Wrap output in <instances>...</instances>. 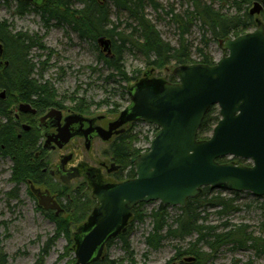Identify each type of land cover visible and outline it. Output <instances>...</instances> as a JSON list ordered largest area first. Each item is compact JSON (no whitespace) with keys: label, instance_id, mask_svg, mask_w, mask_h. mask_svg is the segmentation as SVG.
Returning a JSON list of instances; mask_svg holds the SVG:
<instances>
[{"label":"water","instance_id":"obj_1","mask_svg":"<svg viewBox=\"0 0 264 264\" xmlns=\"http://www.w3.org/2000/svg\"><path fill=\"white\" fill-rule=\"evenodd\" d=\"M27 1L42 5L46 0ZM253 7L250 14L259 15L264 0H256ZM256 22L255 30L220 40L227 55L216 65L178 66L176 83L150 80L148 72L144 80L132 84L126 121L142 120L157 126L158 131L147 153L131 160L136 177L96 192L90 228L86 232V224L71 228L79 237L74 246L76 263L104 259L108 242L128 231L139 203L159 202L182 209L205 187L264 197V22L260 18ZM97 42L110 54V38L101 37ZM3 54L0 44V56ZM6 96L5 91L0 92V98ZM212 106L219 108L221 119L207 140H199L200 127ZM29 108V104L21 105L22 111ZM73 135L70 126L61 129L56 139L59 147ZM225 157L247 160L251 165L220 163ZM40 206L57 208L43 200Z\"/></svg>","mask_w":264,"mask_h":264},{"label":"trees","instance_id":"obj_2","mask_svg":"<svg viewBox=\"0 0 264 264\" xmlns=\"http://www.w3.org/2000/svg\"><path fill=\"white\" fill-rule=\"evenodd\" d=\"M16 1V14L19 16L34 11L39 14L45 24L52 20H56L58 24H68L75 33H78L80 38L87 41L91 40L96 44L101 37L110 38L112 40L113 53L110 57H104L103 55L101 57L104 59L107 68L114 70L116 76L129 84L127 88L128 95L132 84L138 82L134 75L132 77L128 75L126 67H124L123 53L128 46L132 45L141 55H144L149 66L159 69H164L172 64L176 67L197 63L215 65L216 63L209 53L201 48L197 49L200 59L197 61L192 60L191 45L187 42L185 35L190 33V28L193 25L199 24L202 31L210 34V40L218 41L219 43L220 40L228 37L235 38L246 34L256 25V19L253 18L247 9L248 4L253 0H229L232 2L234 13H223L221 9L215 8V0H181L182 3L190 6L184 16L175 13L174 9L167 10L156 0H110L118 11L128 13L129 20H131V23L128 24L129 33H116L117 27H111V3H109V0H46L42 5H36L27 0ZM151 7L157 13H162L163 11L166 15L171 16V22L180 31L179 47L172 46V44L162 38L155 22L148 18L146 9ZM117 36L119 38L116 39ZM116 40L120 42V45H115L114 42ZM203 40L202 42H204ZM0 44H3L4 58L8 61V66L0 65V92L5 91L8 97L7 101H0L1 117L7 114L11 106L26 101L33 102L43 109L62 104V102L57 101V92L50 84H43L33 77L36 66L29 59V55L34 47L45 50L46 47L43 44L42 37L38 34L14 33L8 21L1 20ZM207 44L205 45L207 46ZM40 71H43V69ZM114 72L112 76L115 75ZM176 81L177 78L173 76L168 82L176 83ZM80 106L81 104L76 109H79ZM115 110L119 111L117 108ZM219 121V109L217 106H212L205 116L197 138L199 140H207L215 128L214 126ZM34 138L32 136H23L22 139L17 138L8 124L3 125L0 129V155L4 158L9 156L15 162L13 181L15 180L19 183L27 176L29 157L34 155L33 152H35L37 147L35 143L37 142V137ZM135 139L136 136L133 137L130 133L125 134L117 146L118 152L120 151L119 153L122 154L121 157L126 164L122 178L124 181L136 177L131 159L141 152L135 151L128 144ZM232 160L237 164L246 163L245 160L234 158ZM219 162L223 164L228 162V159H219ZM210 191L209 187L203 188L199 197L188 200L187 206L182 209L179 208V213L175 215L171 214V207L161 203L158 208L147 214L143 210L144 204L139 203L133 210L129 230L116 237L122 240L123 248L126 250V259H119V261L108 260L105 254L104 259H99L92 264H138L135 259V251L132 250L128 236L132 231L131 225L133 226L136 221L145 220L146 216L151 217L153 227L144 238L145 244L149 249L160 250L166 240L183 241L194 237V235L198 236L194 243H190L188 248L184 250L178 248L173 261L183 260L184 257L188 256L195 258V261L191 264H208L216 255V252L227 244L233 245L235 249H250L258 257L263 256L264 237H257L252 232H249L248 226H232L226 223V230L219 232L217 226L214 227L207 224V217H203V208H218V214L222 216L235 212L238 208L235 197L239 193L235 192L232 193L233 197H227L223 193L210 195ZM8 197L18 198V193L13 189L8 193ZM84 198V201H74L71 204L69 211L73 212H69L64 219L48 216L52 221H55L56 233L45 242L36 264H44L49 251L60 237L65 236L69 239L72 245L71 247H66L67 251L76 253L74 249L76 241H72L73 233L71 227L84 222L85 218L91 216L95 203L90 197L85 196ZM261 210L264 212V202L261 204ZM2 224L5 225L6 223L0 222V226ZM116 238L111 239L106 248L111 246ZM205 247L209 251H206ZM8 259L9 256L4 251L0 234V264H8ZM245 264H253V262L249 261Z\"/></svg>","mask_w":264,"mask_h":264},{"label":"rangeland","instance_id":"obj_3","mask_svg":"<svg viewBox=\"0 0 264 264\" xmlns=\"http://www.w3.org/2000/svg\"><path fill=\"white\" fill-rule=\"evenodd\" d=\"M167 10L174 9L175 13L184 16L190 6L182 3L181 0H156ZM215 8L221 9L223 13L235 10L229 0H215ZM256 0L248 4V11L254 7ZM109 3L111 1L109 0ZM16 0H0V21H8L14 33L38 34L43 38L45 50L32 48L29 59L35 64L33 77L43 84H50L57 92V101L67 109L78 110L80 108L86 113L95 115H113L117 108L119 112L125 110L130 104L127 88L129 84L116 76L114 70L107 68L104 59L110 54L104 52L103 47L91 40H85L73 31L68 24H58L50 21L45 24L44 20L36 12H28L22 16L16 14ZM81 6V5H79ZM148 18L155 22L159 33L165 41L172 46L179 47L180 31L171 22V16L157 13L153 8H147ZM111 27H117L116 33H129L128 24L131 23L126 12L118 11L111 3ZM253 18L261 19L264 22V10ZM251 28L249 32L255 30ZM190 33L185 35L187 42L191 45L192 60L200 59L197 49H205L216 63L220 58L227 55L220 47V43L210 40V34L200 29L199 24L190 28ZM247 32V33H249ZM246 33V34H247ZM119 36L116 37V39ZM205 38V40H203ZM202 40L204 42H202ZM115 45H120L116 40ZM208 43V44H207ZM207 44V46L205 45ZM112 46V45H111ZM124 67L130 77H136V81L146 78L150 72L152 80L169 81L174 75L176 66L174 64L166 66L164 69L149 66L147 59L141 55L132 45L128 46L123 53ZM43 69V71H40ZM41 72H43L41 74ZM113 72L115 73L114 76ZM178 79V78H177ZM134 81V80H133ZM82 101V102H80ZM118 104V105H116ZM136 122L129 130L130 135L135 140L128 143L136 151L145 152L148 149L149 137L153 133V125ZM56 156V155H54ZM230 162L232 159L227 158ZM12 163L0 155V222L6 223L0 226V234L4 251L9 256L8 264H36L45 242L54 236L56 224L48 221V215L39 211L38 203L31 195H27L24 189H18V198L8 197V193L13 190ZM210 195L223 193L227 197H233L232 192L225 189H213ZM238 206L235 212L222 216L218 214V208H203V217H207V224L217 226L219 232H224L225 224L236 226H248V231L257 237H264V212L261 210L263 198L255 197L246 191L239 193L235 197ZM143 210L150 214L153 209L158 208L159 202L143 203ZM180 207H171L172 215L179 213ZM129 233L132 250L135 251V259L138 264H172L173 258L178 248L186 249L190 243L198 238H188L183 241L166 240L160 250L149 249L145 244V237L153 229L151 217L143 221L135 222L130 227ZM74 241V235L73 239ZM72 243L65 236L56 240L54 246L49 251L44 264H78L75 253L67 251L66 247H71ZM206 251H209L205 247ZM108 260L126 259V250L120 238L114 239L111 246L105 249ZM190 258V257H186ZM173 261V262H172ZM180 261V260H175ZM252 261L253 264H264V255L257 256L250 249H235L233 245L227 244L221 247L214 258L208 264H245Z\"/></svg>","mask_w":264,"mask_h":264},{"label":"flooded vegetation","instance_id":"obj_4","mask_svg":"<svg viewBox=\"0 0 264 264\" xmlns=\"http://www.w3.org/2000/svg\"><path fill=\"white\" fill-rule=\"evenodd\" d=\"M4 55L5 53L0 56V65L8 66ZM148 79L151 80V77ZM7 98H0V101H7ZM22 104H29L31 108L22 111ZM126 116V110L119 113L113 111V115H95L82 109H67L63 104L48 109L27 101L11 106L4 117L0 116V129L8 124L19 139L23 136L37 137V147L34 155L29 157L28 168L26 167L27 176L19 183L13 181L14 190L19 193V188L24 189L27 195H31L30 198L37 201L39 211L59 219H64L69 212L72 213L73 211H69L71 204L74 201H84L85 196L93 199L95 203L92 209L95 210L96 199L93 196L96 192L124 182L122 178L126 164L117 146L120 139L136 123L126 121ZM117 123L123 124L116 126ZM66 126L71 127L74 135L68 143L59 147L56 139L60 130ZM104 135L109 136V139H105ZM5 158L12 163V178L15 162L9 156ZM40 200L50 207L57 205V208L45 209L40 206ZM89 217L75 225L80 227L86 224L83 230L86 232L90 228ZM48 221L55 223L49 217ZM78 238L74 235V242ZM186 259L184 257L183 260L173 263L191 264L195 261Z\"/></svg>","mask_w":264,"mask_h":264},{"label":"built area","instance_id":"obj_5","mask_svg":"<svg viewBox=\"0 0 264 264\" xmlns=\"http://www.w3.org/2000/svg\"><path fill=\"white\" fill-rule=\"evenodd\" d=\"M149 128V127H148ZM154 133H155V131H153V133L151 134V136L149 137V139H148V141H149V145H150V140L153 138V136H154ZM149 145H148V147H149Z\"/></svg>","mask_w":264,"mask_h":264}]
</instances>
